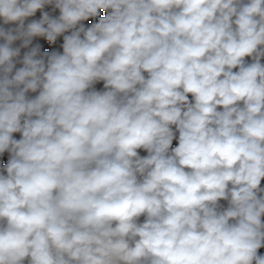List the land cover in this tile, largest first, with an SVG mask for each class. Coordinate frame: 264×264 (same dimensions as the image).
I'll list each match as a JSON object with an SVG mask.
<instances>
[{"label":"clouds","instance_id":"9594fccd","mask_svg":"<svg viewBox=\"0 0 264 264\" xmlns=\"http://www.w3.org/2000/svg\"><path fill=\"white\" fill-rule=\"evenodd\" d=\"M5 155L0 264H264V0H0Z\"/></svg>","mask_w":264,"mask_h":264},{"label":"rangeland","instance_id":"374dc122","mask_svg":"<svg viewBox=\"0 0 264 264\" xmlns=\"http://www.w3.org/2000/svg\"><path fill=\"white\" fill-rule=\"evenodd\" d=\"M101 87H102V84L97 85V88H101ZM17 138H18V134H17ZM175 146H176V141L174 140V141H173V147H175ZM140 154H141L142 156H143V155H146V153H145L143 150H141ZM6 159H7V157H6V155H5V157L2 158V161H0V162H5V163H6ZM260 252H261V253H264V249H261Z\"/></svg>","mask_w":264,"mask_h":264}]
</instances>
